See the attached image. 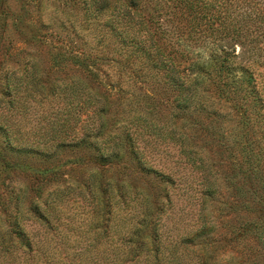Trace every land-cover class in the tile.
Returning <instances> with one entry per match:
<instances>
[{
  "label": "rangeland",
  "instance_id": "obj_1",
  "mask_svg": "<svg viewBox=\"0 0 264 264\" xmlns=\"http://www.w3.org/2000/svg\"><path fill=\"white\" fill-rule=\"evenodd\" d=\"M153 1L161 3V11L156 12V27H160L159 32L164 39L162 44L176 43L177 49L186 47L188 52L194 51L195 55L203 52V57H208L213 44L207 48L202 43L188 41L187 35L182 39L173 22L170 3L166 0H142L144 13H155ZM92 4L91 0H0V126L10 131V139L16 146L26 143L34 146L55 145L54 150H57L58 142L77 143L87 134L93 139L99 124L105 118L102 114H96V105L91 107L87 101L93 95L102 100L110 97L114 114L112 116L114 120H118L116 126L120 127L113 133L119 135L128 131L137 147H141L139 150L152 162V166L174 180V185L166 188L173 202L163 199L166 202L165 212L162 222H159L162 230L169 231L173 226H181L183 229L189 228L194 234L202 224L200 205H204L203 201L209 198L210 194L205 192L212 187L215 198L212 202L206 201V208L211 213L210 226H215L212 235L217 246L207 254L208 261L213 264H264V238H259L256 233H237L240 224L258 222L262 228L260 233L264 234V220L246 210V205L251 204L237 194L238 181L243 180L235 176L236 168L233 164L237 158L232 156L228 148L222 147L230 144L229 140L236 135L231 125L223 124V130L226 129L230 139L218 140L219 137H209L206 131L195 135L197 137L194 141L200 146L205 145L213 153L203 161L208 167L210 163L216 165L215 176L208 177L206 172L197 168L199 162L195 167L186 160L179 145L171 143L170 139L166 140L163 134L160 137L157 135L158 129H153L151 118L147 116L150 113H143L140 117L142 122L130 125L120 120L124 116L121 112L130 99L129 101L135 102L134 107L136 102H140L145 106L150 105L151 111H158L159 117L163 118L157 125H165L163 132L168 131L167 117L170 110L173 111L171 107L174 95L162 81L161 73L147 83L136 81L135 84L128 79L129 83L125 88L136 86L133 94H125L117 86L111 88L107 85L110 82L105 71H111L107 65L103 64L99 68L93 65L87 70L85 66L68 62L76 61V57L85 61V51L91 47L106 48L105 44L110 39L109 33L105 34L106 40L102 36L100 42L99 37L95 38L98 33L95 30L98 17L93 13L94 8L89 10ZM263 4L260 1L257 8L262 9ZM259 47L262 50H258L262 56L261 61L248 62L259 68L261 74L258 78L264 82V42ZM236 50L239 60L248 55L245 52L247 48L240 45H237ZM92 59L103 61V58ZM54 61L67 62H61L59 66ZM89 71L98 73L96 81ZM127 72L130 73V69ZM78 83H83L86 91L76 90L74 86ZM5 138L0 132V152L5 146ZM125 161L127 169L116 164L104 170L84 145L81 148L65 147L49 164H38L34 159L6 150L5 155L0 154V236L2 231L10 233L8 219H18L21 225H25L31 238L49 240L52 246H56L55 243L58 242L57 248L53 250L56 257L61 256V249L64 250L63 256L65 253H79L84 248L78 244H88L97 235H105L110 240L125 237L137 219L133 213L137 212L144 201L141 193L145 192L147 196L154 198L153 195H157L155 193L165 190L157 178L141 174L129 158ZM95 173L99 175L98 181L102 184L109 182L111 196L114 198L110 221L112 230L109 233H104L103 228L95 230L93 227L100 222L94 217V208L96 205L101 206L98 204L100 200L89 193L84 183H88ZM47 179H51L52 183L47 185ZM119 186L128 193L125 203L119 197ZM250 186L246 184V191L251 190ZM136 189L140 193L138 197L134 194ZM37 190L42 193L39 197L36 195ZM95 191L102 200V193L98 189ZM248 196L251 197L249 194ZM32 204L40 206L49 217L53 229L48 230L42 223L32 220L31 214H23ZM255 204L257 201L252 206ZM257 206L259 205L253 207ZM17 207L24 212H17ZM233 207L238 209L234 211ZM235 227V232H232ZM166 234L163 241L167 237L168 245L175 242L176 236H173L172 231ZM13 236L16 240L14 234ZM189 247L191 248H186L184 253L185 248L176 245L171 248L172 254L182 256L191 264H197L199 251L195 245ZM146 251L142 252L141 258H145ZM3 254L0 255V264H18L24 257L22 251L17 249L9 253L11 256ZM165 255H170V251ZM14 258L16 260L13 263Z\"/></svg>",
  "mask_w": 264,
  "mask_h": 264
},
{
  "label": "trees",
  "instance_id": "obj_2",
  "mask_svg": "<svg viewBox=\"0 0 264 264\" xmlns=\"http://www.w3.org/2000/svg\"><path fill=\"white\" fill-rule=\"evenodd\" d=\"M166 1L170 3L173 22L176 23L182 39L187 35L188 41L202 43L207 48L213 44L214 47L208 57H203V52H199L198 55H195L194 51L188 52L186 47L177 49L176 43L162 44L161 41L164 39L159 32L160 27H156L158 24L156 12L162 9L159 7L161 4L159 1H153L155 13L146 14L142 10V0H91L93 4L89 10L94 8L93 13L98 17L95 26L98 33L95 38L99 37V42L103 37L106 40L105 34L109 33L110 39L105 44L106 48L91 47L85 51L83 56L85 61L76 57V61L68 62L85 66L87 70L93 65L96 68L103 64L107 65L111 68V71H105L110 82L107 85L111 88L117 86L119 91L125 94L130 92L133 94V88L136 86L125 88L124 86L129 83L128 79L135 84L136 81L147 83L150 79H156L161 73L162 81L174 95L171 107L173 111L170 110L167 117L168 131L163 132L165 125H157L163 118L159 117L158 111L155 109L151 111L150 105L145 106L140 102H136L134 107L135 102L129 101L130 99H128L127 107H124L121 112L124 116H121L120 120L130 125L141 121L140 117L143 113H150L151 115L147 116L151 118L150 123L153 129H158L157 135L160 137L163 134L166 140L170 139L171 143L179 145L181 154L186 157V160L195 167L199 162L197 168L206 172L208 177L215 176L216 165L210 163L208 167L203 164V161L213 153L205 145L200 146L196 140L194 141L197 137L195 135L206 131L209 137L216 136L219 137L218 140L230 139L227 137L226 129L223 130V124L229 123L236 137L229 140L230 144L227 143L222 147L228 148L232 156L235 155L237 158H234L236 163H232L236 168L235 176L243 179L242 182L238 181L237 194L246 203L251 204V206L246 205V210L264 220V82L258 78L261 74L259 68L248 62L262 59L258 50H261L259 46L264 42V7L259 9L257 5L264 0ZM244 8L246 11H243ZM231 42L234 43L231 44ZM237 45L247 48L245 52L248 55L243 60L242 58L239 60ZM92 57L99 60L103 58V61H92L94 60ZM61 62L67 61H54L59 66ZM127 69H130V73ZM89 72L96 81L98 73ZM74 87L82 92L87 89L83 83H78ZM94 97L95 95L91 96L87 104L91 107L96 105V114L99 116L102 114L105 119L102 120L100 117L102 121L93 139L87 134L77 143L58 142L56 145L58 151L54 150L55 145L34 146V144L26 143V145L16 146L10 139V131L0 126V132L6 137V141H3L5 146L0 154L5 155L6 150L12 153L15 151L26 158L34 159L38 164H49L56 159L57 154L63 152L65 147L81 148L84 145L89 153L94 155L96 163L102 169L106 170L116 164L127 169L125 159L129 158L131 164H134L141 174L147 177L154 176L161 181L164 186L162 188L165 190H162V193H155L157 195H153L154 198L147 196L145 192L141 193L144 201L137 212L133 213L137 219L131 225L130 231L124 235L125 237L119 236L116 240H110L106 239L105 235L102 237L97 235L88 244H78L84 249L73 255L65 253L63 256L64 250L61 249V256L56 257V252L53 250L57 248L58 242L55 243L53 240L56 246H52L49 240L33 239L25 225H21L18 219L15 221L8 219L10 233L5 234L3 231L1 233L0 255L4 253L3 255L11 256L9 253L16 249L22 251L24 257L18 264H40V262L41 264H191L182 256H174L171 248L178 245L180 248H185V253L191 248L189 245H195L199 251L197 264H213L206 258L210 250L217 246L212 235L215 226H210L211 213L206 208V201L212 202L215 198L212 187L205 192L210 194L209 198L203 201L204 205H200L202 224L198 226L194 234L189 228L183 229L181 226L177 228L173 226L169 231L165 229L163 231L159 222H162L165 203L173 202L166 191L167 186L174 185L173 178L152 166V162H149L139 150L141 147H137L128 131L119 135L116 132L113 133L120 127L115 124L118 120L113 119L110 97H105L103 100ZM98 178L97 173L92 174L89 182H85L84 185L93 197L100 200L98 204L101 206L96 205L94 208V217L100 222L93 227L96 228L95 230L103 228L104 233H109L112 230L110 221L114 198L111 196L109 182L102 184ZM51 183L52 180L47 179L46 184ZM246 184L251 185L249 187H252L251 190L246 191ZM95 189L102 193V200L98 198ZM118 193L125 203L128 193L124 192L121 186ZM134 194L135 197L140 195L138 189L134 191ZM36 195L39 197L42 193L37 190ZM163 199H167L166 202ZM250 199L253 201L250 202ZM255 201L257 204L253 206H259H252ZM234 207L236 211L238 208ZM15 210L22 211L20 207ZM23 214H31L32 220L42 223L48 230L53 229L49 217L40 206L32 204V207L26 209V213ZM260 227L261 223L258 224V222L240 224L237 233H256L259 238H264V234L260 233L262 229ZM236 228L232 232H235ZM171 231L173 236H176L175 242L168 245L167 237L164 241L162 239L167 232ZM102 248L103 251H101ZM168 250L170 255H165ZM143 251L147 252L144 259L141 258ZM15 260L16 258L13 263Z\"/></svg>",
  "mask_w": 264,
  "mask_h": 264
}]
</instances>
